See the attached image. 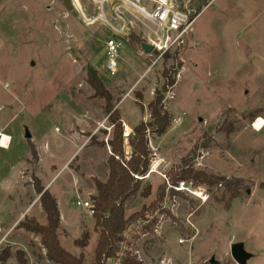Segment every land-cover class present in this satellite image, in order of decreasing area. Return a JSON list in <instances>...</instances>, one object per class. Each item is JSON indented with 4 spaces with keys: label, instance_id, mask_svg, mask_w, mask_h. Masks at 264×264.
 <instances>
[{
    "label": "rangeland",
    "instance_id": "rangeland-1",
    "mask_svg": "<svg viewBox=\"0 0 264 264\" xmlns=\"http://www.w3.org/2000/svg\"><path fill=\"white\" fill-rule=\"evenodd\" d=\"M119 1L101 6L96 0H0V133L12 140L7 150L0 149L5 207L16 211L18 200L25 204L29 198L24 197L28 186L20 181L21 172L26 181L31 176L32 192L40 184L35 177L38 147L45 155L44 179H50L82 142L87 145L54 183L56 189L72 186L77 177L81 182L73 185L75 191L94 205L95 181L108 179L114 132L105 101L88 81V70L94 68L132 130L134 124L152 120L149 105L156 92L164 95L171 120L164 135L148 132L150 169L138 193L125 202L126 219L141 216L126 233L123 256L136 264H212V259L214 264H236L231 245L244 242L255 255L251 264H264V132L247 130L264 118V0H178L198 20L184 43L150 71L156 55L142 52L141 16L123 10L136 25L128 28L114 77L107 68L109 29L100 16L118 25L110 8ZM166 72L174 82L168 88ZM178 116L183 121L174 127ZM124 146H130L129 140L124 139ZM183 170L202 177L182 180ZM161 186L166 195L158 202ZM206 195L203 203L199 196ZM73 209L58 230L62 246L94 264L96 221L83 207L74 203ZM28 220L35 219L23 221L11 235L16 244L0 254H12L8 264H28L25 248L30 244L36 254L32 264H49L42 237L23 227ZM84 234L88 245L76 246ZM18 252L25 254V263Z\"/></svg>",
    "mask_w": 264,
    "mask_h": 264
},
{
    "label": "trees",
    "instance_id": "trees-1",
    "mask_svg": "<svg viewBox=\"0 0 264 264\" xmlns=\"http://www.w3.org/2000/svg\"><path fill=\"white\" fill-rule=\"evenodd\" d=\"M141 47L144 41L140 42ZM168 54V53H167ZM167 88L173 86L171 73L166 72ZM89 84L94 88L96 97L105 101L104 112L108 121L114 127L113 138L109 141L111 155L108 159L109 175L106 182L96 180L97 195L92 198L94 203V219L96 229L99 231L98 243L95 249L94 264H136L130 256H123V248L126 243V233L134 223L136 217L141 214L133 215L131 218L125 217V202L136 195L140 189L141 181L136 178L144 177L150 169V149L148 146V132L157 135H164L171 124L170 114L163 105L164 95L156 92L155 99L150 103L152 120L148 123H141L132 130L129 139L132 153L129 159L126 156L124 146V124L121 113L112 102V95L105 88L98 71L94 68L88 70ZM166 92V88L164 90ZM32 154L36 157V151L32 149ZM202 175L193 170H183L181 179L199 180ZM173 183L175 178H172ZM36 191L41 194V204L47 215V224L42 225L36 220H28L23 227L35 235L42 237V244L47 250V258L55 264H85L84 257H76L69 253L63 246L58 235L60 228V212L57 200L50 192H43V188L36 183ZM166 186H161L158 192V202L164 201ZM152 209H155V205ZM89 236L84 234L82 239L75 241L76 246L86 247ZM11 253L3 254L2 260L6 259ZM23 252H18L17 258L25 263Z\"/></svg>",
    "mask_w": 264,
    "mask_h": 264
},
{
    "label": "built area",
    "instance_id": "built-area-1",
    "mask_svg": "<svg viewBox=\"0 0 264 264\" xmlns=\"http://www.w3.org/2000/svg\"><path fill=\"white\" fill-rule=\"evenodd\" d=\"M106 0H98V3L103 6ZM133 11L141 16L139 22L141 24V39L144 44H148L153 48L151 53H146L143 49L142 52L147 57H153L156 55V59L153 60L152 66L148 68V71L154 67L158 61L170 53L173 49L178 48L184 43V40L194 30V25L198 20L197 17H193L192 12L188 8H182L178 0H120L114 3L112 11L117 24H114L107 20L105 15H101L108 29L111 37L107 42L109 62L107 68L111 76L117 77L119 74L117 59L122 48L127 45L128 28L136 25L131 21H127L122 14V11ZM142 48V47H141ZM261 118H258L252 124L254 129L261 130L264 127V121L260 124V128L257 124ZM181 116L175 117L172 120L174 127H177L182 123ZM132 130L125 127L123 137L126 141L131 137ZM3 137L0 136V145ZM142 180L144 177H138ZM209 196H199V199L206 203ZM75 205L83 207L91 215H94V205L90 200H82L78 197L75 200ZM10 232L4 233L0 225V247L7 242Z\"/></svg>",
    "mask_w": 264,
    "mask_h": 264
},
{
    "label": "crops",
    "instance_id": "crops-1",
    "mask_svg": "<svg viewBox=\"0 0 264 264\" xmlns=\"http://www.w3.org/2000/svg\"><path fill=\"white\" fill-rule=\"evenodd\" d=\"M79 2L81 4V0H79ZM112 8L113 7L110 8V11H112ZM76 9L79 10L77 7H76ZM79 11H82V5H81V8H80ZM108 33H109V35L111 37V34H110L109 30H108ZM144 74H145V72L143 73V75ZM143 75L140 76V79L143 77ZM139 80L134 84V86L139 82ZM125 99H128V98H125ZM125 99L122 101V103H121L122 105L127 101ZM116 109H118V108L116 107ZM259 118H261L264 121V118H262V117H259ZM123 124H124V128L127 127V128L132 130V128H130L127 125L125 119L123 120ZM135 126H137V125L134 124L133 128ZM247 130H251L255 134H260V133L264 132V127L261 130H258V129H254L252 124H251V125L248 126ZM96 133L97 132L92 133V135H90L89 138L92 139L96 135ZM0 135H4V134L0 133ZM10 139H11V137H10ZM11 142H12V140H10L9 146H10ZM86 145H87V142L80 143V145H78V147L75 149V151L73 152L71 157L67 159V161L62 166V168L57 173V175L53 176V177H50V179H44V172H43V168L41 166V160H42L43 156H45V155H42V153L40 152V148L39 147L36 150L37 151V158H38V163H37L38 170L36 171L37 174L35 175V177L40 181V186L43 188V192H45V191L50 192V194L57 200V204H58V208H59V212H60V220H61L60 221L61 222L60 225L62 227H63V221L66 220V219L68 220V218L70 217V214H72L75 211L73 209L75 200L78 197H80V195H82L79 192V189L78 190L76 189V191H75L74 186H73V185H75V186L78 187L80 185L81 181L77 180V177H75L76 180H74V177L72 176L73 177L72 186L70 185V186H66L67 188L64 187V188H59V189H56L54 181L56 180L58 175L66 168V166L69 163V161L72 160L74 158V156ZM9 146H8V148H9ZM46 146L47 145L45 144L44 145V149L46 148ZM8 148H3L0 145V149H2V150H7ZM130 149H131L130 146L129 147H127V146L125 147L126 155H128V156L131 155V152L129 153ZM110 155H111V148H110ZM30 160L31 159L27 160V163H26L25 167H27L28 165L30 166V164H29ZM52 169L55 170L56 167H52ZM20 177H21L20 181L22 182V184H25V186H28V191H27L26 194H24V195H26L24 197L29 196V198H28V200H26L25 204L23 203V201L21 199H19L17 203H18V206L20 208L17 209L16 211L14 210V211L11 212L5 207V202L0 196V225H1L2 230H3V234L10 232V235H9V237L7 239V242L0 247V250L2 248H5V247L6 248L7 247H12V246H14L16 244V242H15L16 238L15 237H14L15 239L12 238L11 235H12V233L14 231H16V229L19 227V225L21 223H23V221H25L26 219H35L37 222H39L42 225H46L47 224V215H46L45 210H44V208H43V206L41 204V194H38L37 191H35V190H34V192H32L33 188H32L31 176L29 178L30 181L24 180L25 176H23L22 172H21ZM97 180H99V179H97ZM107 180L108 179H106V181ZM20 181H19L18 185L21 183ZM10 191H12V190L10 189ZM22 192H24V191L22 190ZM9 198L11 199V196ZM19 238H22V237H19ZM23 239H24V237H23ZM60 241L62 243L61 238H60ZM32 248H33V246L30 245V244H29V246L27 248H25V250L28 253V258H30V262L28 264H30V263L32 264V262L34 261V258H36V254H35V252H32ZM29 250L31 252H29ZM46 253L47 252L45 250V253H44L45 256H46ZM2 255H3V252L0 254V264H8L10 262V260H12L10 257H8L6 259V262L2 263L1 262ZM11 256H12V254H11ZM47 262H48V260H47ZM48 263L50 264L51 262L49 261Z\"/></svg>",
    "mask_w": 264,
    "mask_h": 264
},
{
    "label": "water",
    "instance_id": "water-1",
    "mask_svg": "<svg viewBox=\"0 0 264 264\" xmlns=\"http://www.w3.org/2000/svg\"><path fill=\"white\" fill-rule=\"evenodd\" d=\"M142 49L146 53H151L153 48L148 45L144 44ZM27 139H31V135L29 133L26 134ZM231 257L236 264H251L252 261L255 259V255L250 250L248 244L244 242H237L231 245L230 248ZM214 260L212 259V264H214Z\"/></svg>",
    "mask_w": 264,
    "mask_h": 264
},
{
    "label": "bare ground",
    "instance_id": "bare-ground-1",
    "mask_svg": "<svg viewBox=\"0 0 264 264\" xmlns=\"http://www.w3.org/2000/svg\"><path fill=\"white\" fill-rule=\"evenodd\" d=\"M96 1H98V0H96ZM76 5H78V3H76ZM78 8H79V5H78ZM80 9V8H79ZM263 123V120L261 119L260 121H259V123L257 124V127L258 128H260V124H262ZM259 130V129H258ZM3 136V139H2V143H1V146L3 147V148H8V146H9V143H10V137L9 136H7V135H2ZM1 136V137H2Z\"/></svg>",
    "mask_w": 264,
    "mask_h": 264
}]
</instances>
